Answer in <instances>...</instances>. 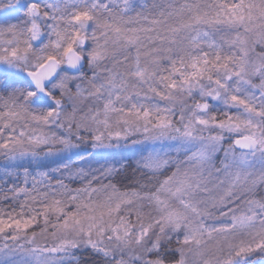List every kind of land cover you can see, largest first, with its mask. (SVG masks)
I'll use <instances>...</instances> for the list:
<instances>
[{"label":"snow or ice","instance_id":"6c2138e0","mask_svg":"<svg viewBox=\"0 0 264 264\" xmlns=\"http://www.w3.org/2000/svg\"><path fill=\"white\" fill-rule=\"evenodd\" d=\"M0 264H264V0H0Z\"/></svg>","mask_w":264,"mask_h":264}]
</instances>
